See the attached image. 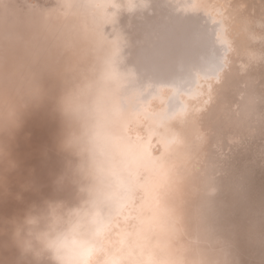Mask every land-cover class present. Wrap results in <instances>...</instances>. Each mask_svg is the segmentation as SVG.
Listing matches in <instances>:
<instances>
[{"label": "bare ground", "instance_id": "6f19581e", "mask_svg": "<svg viewBox=\"0 0 264 264\" xmlns=\"http://www.w3.org/2000/svg\"><path fill=\"white\" fill-rule=\"evenodd\" d=\"M92 1H94L95 3L98 2L99 6L96 7V11L102 13V16H94L96 15V13H92L90 5L92 4ZM176 1L173 0V2ZM180 1L181 0H178L177 2ZM189 1L193 2V0ZM202 1L200 0V3ZM119 2H121V0H61L60 4L62 7H64V9L60 10V8H57L56 6L58 4L57 0H46L42 4L40 0H0V128L4 129L3 133H0V153H2V162H0V176H4V183H0V264H27V261L19 256L16 248L11 242V230L7 220L11 219L15 215L22 214L23 210L29 204H31L32 202H38L45 197L55 195L62 198H71V196L73 195L72 189L70 187H65L62 190L57 191L54 185L56 177L62 172L65 164V156L59 153L56 147V137L61 128V119L59 117V114L54 110L55 101L61 95V93L65 91L64 87H66L67 85L69 86H67L68 88H73V85L81 86L82 91L78 101L80 105V113L79 116L72 121V131L77 138L82 155L75 159L82 160L86 165H91L93 167L98 177V186L101 194L110 192L114 188L113 181L116 179V176L114 177L113 174V162L116 164V161H119V156L121 159H127L126 168L122 167L121 164V166L116 164V167L118 169V181L122 185L121 189L126 188L128 193L130 187H132L130 186L131 177L130 179L128 177L129 174L132 173L133 168L140 164L145 165V163H147V161H145V157L146 159L148 158V161L153 160V158L149 159L147 155L149 151L147 153L144 152V154L142 153V151L139 149L140 146L138 147L136 145V142H133L131 135L128 136L129 138L121 136V141L113 139V141H110L106 144L108 138L111 137V134H109L108 131H111L113 128H111V130L107 128H110L111 124L109 123L110 125H108V123L105 121L106 117L100 119V117H97L93 114V102L95 99L94 89H87L85 91L83 89V85L88 83V81L89 83H94L96 81V78L101 68L103 67V63L105 60L103 58L100 59V56L105 58V54H107L106 52H103V49L101 47L102 43H99L98 41L100 39L99 36H101L102 40L106 42L109 51L116 45L117 42L122 43L124 46V54L127 58L126 63L136 68L137 74L141 72L140 69H138V65L140 66V64L137 63L138 58L140 56L144 57L143 54L139 56V53H137L138 44L140 45V47L142 45H146L144 48H142L143 50H153V53L148 54L147 57L149 59H158L159 61L157 65L161 66L163 63H165L166 60H173V58L176 59V67L179 66V62H181V65L184 68L182 69L183 72H178L177 70V72L182 75L180 81L177 79L179 74H177V77H175L173 76V74L175 75V73L170 70L167 71V73L163 75V77L171 80V86H168H170L172 90L175 89V92L180 90L178 91V93L180 94L183 91L182 93H184V95L185 93L187 94L185 99L190 98L189 100L200 99L199 96L202 91L201 89L203 87V84L205 83L204 81H207L205 76L209 74L208 71L211 69V67L213 68V64L211 66V62H205L204 58L200 56V53L203 51L200 49V47L207 44L206 47L209 46V51H211V49L215 46L213 44L214 38L216 39L215 43H217L216 47H214L216 48V52H222V49L218 46H222L223 42L225 43L226 40L219 39L221 35L225 36V34L221 33L219 38L216 36L215 32L217 28L212 22L215 11H210L209 15L203 16L202 13H197L198 9L195 4L186 1L184 2L183 0L180 2L181 4L174 3L175 5L169 3L172 2L171 0H159L158 2H156V0H149L147 8L137 10L134 13H128L127 11L119 9L116 6V4ZM37 3H39L40 5H37ZM180 7H182V10H180ZM218 7L217 18L224 23L223 27L226 29L228 34H230L231 36L232 33L236 35L235 38L237 43L235 47L237 48L239 53H242L240 51V47L242 48L243 44L241 34L242 27H249L247 26V23L251 21L253 15L257 19H259V17L261 16L260 12L257 10V7L254 4V6H251L250 8L253 15L249 13L250 16L247 15L243 18H237L234 16L233 12H229L228 16H224V8L220 5ZM190 10L194 11L195 16ZM189 12V17L192 16V18H183V16H186V13ZM174 16L177 18H175ZM91 22L93 26L91 25ZM189 23H191L190 26L194 25V29L188 30L186 28L187 24ZM97 24H101V28L105 33V36L100 33L101 31L98 29L99 27L97 26ZM205 24L207 26H205ZM118 27H120L121 29L117 30ZM213 32L215 33V36ZM180 40H184V42L181 43ZM86 41L92 42V44L87 45L89 50H85V45H82V43H86ZM146 41L148 43L151 42V44L147 45ZM178 47L188 48L190 52L194 54L192 59L186 61L185 63L179 60L181 59V56L180 54H178ZM145 53L146 52H144V54ZM86 62H88L89 66L92 67V73L89 71L90 74L87 77V80H84L83 74H85V69L83 68V66ZM208 65L210 66V68ZM168 68L176 69L171 68V66H168ZM210 71L213 73L212 75H214V71L212 69ZM170 74H172V77ZM90 75L92 77H90ZM167 75H169L170 77H167ZM146 77H148V75H146ZM156 77L157 76L155 75V73L152 74L151 72L150 78H148L151 79L152 84L153 81H155L156 83H161V81H164V79ZM173 77H175L177 80ZM138 79L140 78L138 77ZM169 80L167 81V83L169 82ZM137 81L139 82V80ZM215 81L218 83L220 82L219 79H216ZM70 82L72 83L70 84ZM132 83L133 82H131L125 89H123V92H128L127 94H129L130 89L133 88ZM148 83L150 82L148 81ZM138 86L139 88H141L140 90H143L145 88L143 87L145 85L140 82L138 83ZM166 86L167 85H165V87ZM170 87H168V89ZM171 89L170 91L173 92L174 90L172 91ZM88 90L89 98H87V102L85 104L84 98L87 96L86 91ZM143 91H140V97L144 95L145 92ZM155 92H157V90ZM141 93L143 94L142 96ZM176 95L178 94L176 93ZM110 96L111 95L106 96L103 101L104 116H106V110L108 115L111 112H109L111 106ZM145 96L140 99H143L146 104V98H144ZM171 96H168V100L165 101V104H163L164 106L169 102H171L169 104H173L172 101L176 99V96H172L175 99L169 101V97ZM164 97L165 94L163 98ZM178 100L179 103L182 101L180 99ZM138 102L140 101L138 100ZM193 102L195 103L196 101H190V103L188 102V104L198 106L197 103L194 104ZM179 103L176 107H174L173 105V109L170 105L172 110L167 109V111H165V114L164 112H160L161 114L158 115L157 112V115L159 117L158 119H155V121L157 122V124H159L157 125V128L159 127L160 129L159 134L165 137V141L167 140L169 142V146L171 141L173 142L175 140V145L172 144L173 147L170 146L169 149L170 157L167 156L166 160L172 157L173 160L172 158L168 159L169 162L170 160H172V164L176 163L177 161H179L180 163L182 162L183 167H188L189 173V164L197 165L198 167L203 165L205 166L206 164L205 159H202L205 158L202 151L205 147L206 137L203 135L201 128H199L197 122L195 121L196 118L194 119L193 116V118L189 116L190 114L193 115L196 112L194 111V106H190L187 104L181 106L179 105ZM184 103L186 102L184 101ZM180 104H182V102ZM125 105L127 109L123 115V118L124 116H127L128 112L132 108L131 101H129V99L127 100V98ZM137 106L140 107L141 105ZM142 108L146 109V107ZM195 109L197 110V108ZM201 109L202 108L200 107V112ZM168 110H171V112L166 114V112H169ZM191 111L193 112L191 113ZM195 114L194 116L197 117V115ZM18 118L22 120L21 126L14 131V134L11 137L10 133L15 127ZM109 119L111 122L112 118ZM148 119H151V117L147 118V120ZM141 123L143 124V122ZM147 124H149L147 128L153 125L151 124V122L149 123V121ZM151 133L147 132V135ZM133 138L137 139L135 137ZM166 152L168 151L166 150ZM113 153L115 155V160H113ZM139 155H141V158ZM130 160L131 165L129 164ZM163 160L165 159L163 158ZM163 160L162 164L165 162H163ZM168 161L167 166L169 165L170 169L171 164ZM14 164L15 167H13ZM10 167L13 168L8 170V168ZM202 168L195 172V174L200 172L201 178L203 177L207 181V183H209L206 191H209L208 193H210V189L212 188L210 187V184L212 185L214 183L209 180L208 175L210 173H208V169L204 170ZM190 177H188V179H190ZM193 181L194 180L192 179V184ZM177 182H180V180H178ZM202 183L200 185L198 184L199 187L202 186ZM182 184L181 186H184L185 189L186 185ZM194 185H197V181ZM198 185L194 187H198ZM154 187L155 189H157V185ZM204 189H197V192H195L199 193V195L200 193L204 195L202 192H198ZM130 193L133 195V191H131ZM155 194L158 195L157 192ZM155 194H153V196L155 197L154 200L156 201L157 195L155 196ZM153 196L151 198L152 200ZM202 197L203 196H201V198L199 197L198 199H202ZM197 198H195V200ZM206 199L208 204V198ZM199 201L203 202L204 200ZM202 202H200V204L197 202L198 206L203 204L205 201L203 203ZM204 204L206 205V203ZM209 205L210 204H208V207H210ZM202 207H204V205ZM193 208L194 209H192V211H195L196 209L198 210L197 207ZM198 211L204 213V210ZM197 214L194 215L196 216ZM157 216L159 218L158 214ZM193 216L190 217L191 220ZM199 216H197L198 220L199 218L202 220V215L201 217ZM195 218L192 221H194ZM177 219L179 220V218ZM198 220H196L198 224L203 222L201 221L199 223L200 220ZM204 220H206V218ZM111 221L112 226L107 235L113 236V220ZM161 222L160 224H162ZM207 222L209 223V221H206V224H208ZM129 223L130 222L127 221L124 226L120 223L121 229H125L123 227L129 225ZM211 223L213 224V222ZM206 224L205 227L201 229L203 234V229L210 225L208 224L206 226ZM151 225L153 226L154 224H150L149 226ZM152 229L157 231L156 227H152L151 231ZM149 230H147V232ZM215 230L217 229L215 228ZM213 232L216 233L215 231ZM214 233L211 232L210 234ZM203 234L201 237L204 236ZM168 236V239L165 238L166 236L164 237L165 240L162 239L163 241H165V243H167L166 239L167 241H170L173 238L169 236V239ZM192 236H194V234ZM149 237L151 236H148V238ZM206 238L204 240H206ZM208 239H210L209 235ZM104 240L105 241H102V253H104L107 249L109 250V246H112L117 239H115L114 242H109L106 239ZM151 240L153 241L154 239L152 238ZM210 240L209 242H211ZM195 242L197 243V241H193V243ZM197 244H199V242ZM172 246L173 245H169L170 248L167 249V252L172 248ZM139 247L137 245L136 248L138 249ZM162 248L163 247H161V249ZM135 252H137L136 249ZM169 253H171V251ZM168 255H165L166 258L168 257ZM171 255L173 254L171 253L167 259L171 258ZM175 256L178 257L176 254ZM163 258L165 260V257ZM172 258V261H176V259L173 260ZM194 258H191L190 260L195 261L196 258ZM184 259H182V262L180 260L178 261L183 263ZM105 264H107V262H105ZM111 264H113V262H111Z\"/></svg>", "mask_w": 264, "mask_h": 264}, {"label": "rangeland", "instance_id": "374dc122", "mask_svg": "<svg viewBox=\"0 0 264 264\" xmlns=\"http://www.w3.org/2000/svg\"><path fill=\"white\" fill-rule=\"evenodd\" d=\"M44 1L46 0H40L41 4ZM57 1V8L63 10L64 7H62L60 4L61 0ZM158 1L159 0H156V2ZM171 1L172 2L169 3L176 4L180 3L182 0L180 2H177L178 0H174L176 2H173V0ZM183 1L195 4L198 9L197 13H202L203 16L209 15L210 11H215L212 22L217 28L215 32L216 36L219 38L221 33L225 34V36L221 35L219 39H225V43L223 42L222 46H218L222 49L223 53L216 52V48L214 47H216L217 43H215L216 39L214 38L213 44L215 46L211 49V51H209V46L206 47L207 44L200 47V49L203 50L200 53V56L204 58L205 62H211V66L213 64V68L211 67V69L214 71L215 76L212 75L213 73L210 71L211 69L209 71L206 70L209 72V74L205 76L207 81H204L205 85L203 84V87L201 89L202 91L199 96L200 99H198V97L196 98L198 100H189L190 98L185 99L187 94L185 93L184 95V93H182L183 91L181 92V94L178 93V91L180 90H176L177 92H175V89H173V91L170 87L171 80L163 77V75H165L167 71L170 70L175 73V75L172 73L175 77H177L176 75L179 74L177 79L180 81L182 75L178 72H183L182 69H184L181 65V62H179V66L176 67V59L173 58V60H166L165 63H163L161 66L157 65L159 61L158 59H149L147 57L148 54L153 53V50H143L142 48H144L146 45H142L141 47L139 44L137 45V53H139V56L142 54L144 56H140L137 62L138 64H140V66L138 65V69H140L141 72L137 74L138 76L136 80L132 81L133 88L130 89L129 94H127L128 92L125 93L122 90L119 94L110 96L111 106L109 112L111 111L112 113H110L111 115H113L111 116L108 112L110 115L109 116L106 110V116L102 115L100 116V119L106 117L105 121L108 123V125L111 124L110 128H107L109 130L113 128V131H108V133L111 134L110 136L112 138L109 137L106 144L110 141H113V139L120 140L121 136L129 138L128 136L131 135L133 142H136V145L138 147L140 146L139 149L142 151V153L144 154V152L147 153L149 151L147 155L149 159L153 158V160L148 161V158L146 159L145 157V161H147L148 164H140L133 168L132 173H130L128 177L129 179L131 177L130 186H132L129 189V193L127 192L126 188L121 189L122 185L118 181V169L116 167L117 164L119 166L122 165V167L126 168L127 159H121L119 156V161H116V164L113 162V174L114 177L116 176V179L113 181V187L115 188L118 185V195L112 207L108 209L111 220H113V236L107 235L104 239L108 240L109 242H114L115 239L117 240L115 243H113L112 246H109V250L107 249L104 253H102L100 257L101 264H105V262H107V264H111V262H113V264H143V262L144 264H180L183 261L182 259L184 258L185 263L183 262L181 264H196V262L197 264H264V0H201L202 4L200 3V0H193V2L189 0ZM252 1L257 7V10L260 12L261 16L259 17V19L254 17L253 13L251 12L250 8L251 6H254ZM37 5L40 4L37 3ZM90 5L92 13H96V15L94 16H102V13L96 11V7L99 6L98 2L95 3L94 1H92V4ZM219 5L224 8V16H228L229 12H233L234 16L237 18H243L247 15L250 16V14L253 15L251 21L247 23V26H249L250 28L242 27L241 34L243 44L242 48L240 47V51L242 53H239V51L235 47L237 43L235 38L236 35L233 33L232 36L228 34L226 29L223 27L224 23L217 18V9L219 8ZM200 9H202L203 11ZM180 10H182V7H180ZM192 14L195 16L194 11H192ZM189 16L190 12L186 13V16H183V18H192V16ZM190 24L191 23L187 24L186 28L188 30L194 29V25L190 26ZM99 25L97 24V26L99 27L98 29L101 32H98L102 33V35L105 36V33L101 28V24ZM205 26L207 25L205 24ZM120 29V27L117 28V30ZM215 33L213 32L214 36ZM99 38L101 40L99 39L98 41L99 43H102L101 47L103 49V52L107 53L105 54V58L100 56V59H106L112 49L109 51L106 42L102 40L101 36H99ZM87 42L88 41H86V43H82V45H85V50H89L87 45L92 44V42ZM146 43L147 45L151 44V42L148 43L147 41ZM177 51L181 56V59L179 60H181L183 63L192 59V57L194 56V54H192L188 48L178 47ZM144 52L146 53L144 54ZM168 66L176 69H169L170 67L168 68ZM83 68L85 69L83 78L84 80H87V77L90 74L89 71L92 73V67L89 66L88 62H86ZM135 70L137 71L136 68ZM151 72L152 74L155 73V75L157 76L156 78L160 77V79H164V81H161V83H156L155 81H153L152 84L151 79H149ZM172 74H170L171 77ZM146 75H148L149 78L146 77ZM90 77L92 76L90 75ZM138 77L140 79H138ZM167 77L170 76L167 75ZM216 79H219L220 82H216ZM137 80L145 85L143 86L145 87L143 89L144 91L140 90L141 88H139V82ZM168 80V83L170 84L167 83ZM148 81L150 83H148ZM71 83L72 82H70V84ZM164 84L167 86L170 85L168 86L170 88L168 89V87H165ZM67 86L64 87L65 91L69 87ZM76 87V85H73V88ZM170 89L175 94L171 92ZM85 90L87 89H84V91ZM89 90L86 91L87 96L84 98L85 104L87 102V98H89ZM156 90L157 92H155ZM140 91L145 92L144 95L141 93V96L146 95L144 97L146 98V104L143 99H140L143 97H140ZM163 93L165 94L164 98ZM171 93L172 96H176V99L174 98L175 96H171ZM176 93L178 95H176ZM167 95H170L172 97H169V101H172V99L175 100L172 101L173 104H169L171 102L167 104L166 102L167 105L164 106L163 104H165V101L168 100ZM126 98L127 100L129 99V101H131L132 108L128 112L127 116H124L123 118V115L127 109L125 105ZM177 98L182 100V104H180L181 102L179 103V100ZM138 100L140 102H138ZM183 100L186 103H184ZM190 101H196L195 103H197L198 105L196 106L192 104L194 106V111L197 112H195L196 114H194L199 118L194 116V114H190L189 116L191 118L194 117V119L196 118L195 121L197 122L199 128H201L203 135L206 137L205 147L202 151L203 156L205 157L202 159H205L206 164L204 163V167H198L197 165L189 164L188 173V167H183L182 162L180 163L179 161H177L176 163L172 164V157V160H170V162L168 161V159L171 158H168L166 160L167 156L170 157L169 149L172 144L175 145V140L173 142L171 141L169 146V142L167 140L165 141V137L159 134L160 129L159 127L157 128V125L159 124H157L155 119H158L159 114L163 112L165 114V111H167V109H171V106L173 109V105L174 107H176L178 103L181 106H184L185 104L190 105L188 104V102L190 103ZM137 105L146 107V109L142 108L141 106L138 107ZM200 107L202 108L201 112L199 110ZM139 108H142L143 110ZM195 108H197V110ZM171 110H168L169 112H166V114L170 113ZM192 112L193 111H191V113ZM149 116L151 117V119L147 120V118H150ZM109 118H112L111 122ZM148 121L149 123L151 122V124H153L152 126L150 124L151 127L149 128H147L149 126V124H147ZM141 122H143V124ZM146 131L148 133H153L147 135ZM149 136L152 138H150ZM133 137L137 139H134ZM148 148L152 150L150 151ZM166 150L168 152H166ZM139 156L141 158V155ZM163 158L165 160H163ZM113 160H115L114 153ZM162 160L163 162L165 161L163 164ZM167 161L172 165H170V169L169 165L167 166ZM129 164L131 165V160L129 161ZM175 168L178 170H176ZM200 168L204 170L208 169L207 171L208 173H210V176L208 175L209 180L214 183L212 185L210 184V187H212L210 189V193H208L209 191H206L209 183H207V181L203 177L201 178L200 172L195 174V172H197ZM188 177H190V179H188ZM197 178H201L203 181L201 179L200 181ZM192 179L194 180L193 184L191 183ZM176 180H180L181 183L177 182ZM196 181L197 185H200L203 182L202 186L199 187L198 185V187H194L197 186L194 185L196 184ZM182 183L186 185L185 189L184 186H181ZM156 185L157 189H155L154 187ZM199 188H205L202 191H198L202 192L206 196L205 197L200 193V195L205 199L203 197L202 199H198L199 197L201 198L199 193H196L197 189L200 190ZM131 191H133L134 196L130 193ZM156 192L158 193V195L155 194ZM153 194H155V196L157 195V202L154 200L155 197L153 196ZM152 196L153 200L151 199ZM195 198H197L198 201L197 199L195 200ZM206 198H208V204H210V207H208ZM199 200H204L205 202H203L206 203V205ZM197 202L199 204L200 202H202L203 204L201 205H204L205 208L201 205L198 206ZM193 207H197L198 210L201 211L204 210V213L198 211L196 208L195 211H192V209H194ZM199 207H201L202 209ZM191 213L193 215L197 213L198 214L196 216H193ZM157 214L159 215V218ZM201 215L203 219L201 220L199 218V221L197 216L201 217ZM192 216V220L196 217L194 221L190 219V217ZM177 218H179V220ZM205 218L206 220H204ZM196 220H198L199 223L201 221L203 222L198 224ZM127 221L130 222L129 225L123 227L125 229H121L120 223L124 226ZM206 221H209V223L207 222L208 224H210L209 226H207L208 224H206ZM160 222L162 224H160ZM211 222H213V224ZM150 224H154L155 226H149ZM205 224L207 227L203 229V234L201 229L205 227ZM152 227H156L157 231H155L154 229H152L151 231ZM215 228L217 230H215ZM147 230H149V233L147 232ZM210 231L212 233H214L213 231H215L216 233L210 234ZM193 234L194 236H192ZM202 234L204 235V238L201 237ZM168 235L170 237H173L171 239L172 242L171 240L167 241ZM208 235L210 236V239H213H208ZM148 236L151 237L148 238ZM177 236L179 239L177 238ZM164 237L167 238L166 242L170 246L173 245L172 248L168 250V252L167 249H169L170 247L167 243H165V241H163L165 240ZM152 238L155 241H152ZM205 238L206 240H204ZM209 240L211 242H209ZM193 241H197V243L199 242V244H197L196 242L193 243ZM135 245L136 247L137 245L138 247H141L137 249ZM161 247L163 248L161 249ZM135 249L137 252H135ZM170 251L174 255H171L173 258L171 256L170 257L173 260L176 259V261H172L171 258L167 259L171 254L169 253ZM175 254L179 257V259L175 256ZM165 255H168V257L166 258ZM194 255L197 260L194 258ZM163 257H165V260ZM191 258H194L195 261H191Z\"/></svg>", "mask_w": 264, "mask_h": 264}, {"label": "clouds", "instance_id": "9594fccd", "mask_svg": "<svg viewBox=\"0 0 264 264\" xmlns=\"http://www.w3.org/2000/svg\"><path fill=\"white\" fill-rule=\"evenodd\" d=\"M148 4L149 0H121L116 6L134 13L147 8ZM126 59L123 44L117 42L104 60L96 81L83 85V89H94L93 114L97 117L103 115L106 96L119 94L136 80V70ZM81 91L79 85L68 88L54 104L61 119L56 147L65 156L64 168L54 185L57 191L70 187L73 195L71 198L45 197L7 220L11 242L27 264H101L102 241L112 226L108 209L116 200L118 185L101 194L93 167L75 159L82 155L72 131V121L80 113ZM21 123L18 118L11 137ZM3 131L0 128V133ZM0 183H4V176H0Z\"/></svg>", "mask_w": 264, "mask_h": 264}, {"label": "water", "instance_id": "95a60500", "mask_svg": "<svg viewBox=\"0 0 264 264\" xmlns=\"http://www.w3.org/2000/svg\"><path fill=\"white\" fill-rule=\"evenodd\" d=\"M175 17V16H174ZM175 18H177V17H175ZM181 41V43H183L184 42V40H180Z\"/></svg>", "mask_w": 264, "mask_h": 264}]
</instances>
